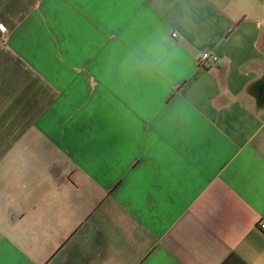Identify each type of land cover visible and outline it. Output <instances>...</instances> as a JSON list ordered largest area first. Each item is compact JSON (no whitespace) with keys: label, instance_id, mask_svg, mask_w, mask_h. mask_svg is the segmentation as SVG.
Segmentation results:
<instances>
[{"label":"crops","instance_id":"0c3cea01","mask_svg":"<svg viewBox=\"0 0 264 264\" xmlns=\"http://www.w3.org/2000/svg\"><path fill=\"white\" fill-rule=\"evenodd\" d=\"M0 24V264H264V0Z\"/></svg>","mask_w":264,"mask_h":264},{"label":"built area","instance_id":"2783aa9c","mask_svg":"<svg viewBox=\"0 0 264 264\" xmlns=\"http://www.w3.org/2000/svg\"><path fill=\"white\" fill-rule=\"evenodd\" d=\"M173 36L177 37V34H174ZM207 62L217 63L218 58H217V56H212L210 53H204L201 60L199 61V64L201 67H205V64ZM259 227L262 231H264V222H260Z\"/></svg>","mask_w":264,"mask_h":264},{"label":"snow or ice","instance_id":"6c2138e0","mask_svg":"<svg viewBox=\"0 0 264 264\" xmlns=\"http://www.w3.org/2000/svg\"><path fill=\"white\" fill-rule=\"evenodd\" d=\"M5 28H4V25L0 24V31H4Z\"/></svg>","mask_w":264,"mask_h":264}]
</instances>
